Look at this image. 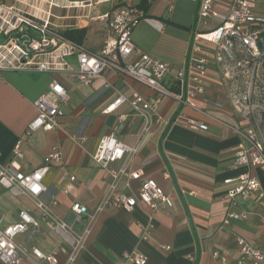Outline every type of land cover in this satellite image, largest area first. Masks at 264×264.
I'll use <instances>...</instances> for the list:
<instances>
[{"label": "crops", "instance_id": "obj_1", "mask_svg": "<svg viewBox=\"0 0 264 264\" xmlns=\"http://www.w3.org/2000/svg\"><path fill=\"white\" fill-rule=\"evenodd\" d=\"M124 0H2L15 11L37 19H49L59 30L89 27L98 22L94 40L83 47L97 54L109 34L108 20L102 16ZM200 0H152L146 15L135 28L133 37L139 49L179 66L189 50L197 30ZM88 36V33H87ZM86 40V39H85ZM131 59L134 56L130 57ZM65 61L76 68L75 54ZM58 81L69 92L70 99L62 104L61 126L55 130H38L27 135L26 128L36 116L35 100ZM214 62H210L208 93L210 103L197 99L202 110L182 106L167 95L161 97L158 112L165 122L142 138V119L129 104L114 112L104 109L117 93L138 92L153 97L157 92L125 73L109 71L104 78H95L84 85L67 72H38L35 70H0V161L8 164L13 148L22 142L24 157L18 159L23 171L41 166L54 148L64 154L62 162H53L44 179L47 196L57 201L52 206L58 216L67 219L72 206L79 202L94 209L109 189L108 172L97 164L92 154L101 138L112 132L119 115H126L117 134L124 142L136 146L134 155L127 154L115 165L142 170L143 177L155 180L166 193L173 195V206L153 212L139 201L140 179L118 183V191L137 200L131 211L116 205L107 206L97 219L86 248L75 264H134L125 259V252L137 250L148 257L146 264H219L220 251L231 264L239 257L238 236L257 245L264 244V218L253 201L243 204L249 211L247 220H231L223 225L227 214L225 179L249 172L264 181L257 167L236 166L235 156L246 128L230 106L226 90ZM109 84L108 87H105ZM181 113V114H180ZM179 116V117H178ZM181 116V117H180ZM179 118V121H178ZM182 119V120H181ZM201 124L191 128L185 120ZM82 137H85L83 140ZM75 176V180H71ZM70 186V192L64 189ZM28 209L40 222L38 228L16 236V241L50 252L59 236L50 229L41 212L26 195H15L0 186V216L5 224L19 220V212ZM8 213L12 214L10 217ZM153 215V218H150ZM152 223L147 239L141 238L139 224ZM168 244L171 249H165ZM190 255L195 257L190 259ZM63 259V257H62ZM24 264H33L25 259ZM46 264V263H43Z\"/></svg>", "mask_w": 264, "mask_h": 264}, {"label": "built area", "instance_id": "obj_2", "mask_svg": "<svg viewBox=\"0 0 264 264\" xmlns=\"http://www.w3.org/2000/svg\"><path fill=\"white\" fill-rule=\"evenodd\" d=\"M140 1L124 0L112 12L102 16L108 20L109 34L97 54L63 39L59 29L48 18L38 19L42 23L37 24V18L0 2V37L7 38L0 40V70L67 72L84 85L91 84L95 78L105 79L109 71L125 73L156 91L157 95L149 98L138 92L126 95L114 87L117 96L104 112L111 113L120 105L129 104L142 119L139 134L142 138L165 122L158 112L163 95L182 106L198 110L202 108L196 102L197 99L210 103L208 80L210 62L213 61L224 82L230 106L246 126L236 151L235 165L254 166L264 173V134L258 124L262 117L259 106L264 104V0H200L197 30L179 66L137 47L133 33L143 17L138 7ZM29 27L34 28V31L28 32ZM71 54L76 55V68L65 61V57ZM131 56L134 58L131 59ZM69 99L68 89L63 84L58 81L51 83L48 91L34 102L37 114L26 128L27 135L41 129H58L63 114L61 106ZM125 116L119 115L118 125L101 138L92 154L93 160L108 172V192L94 209L79 202L72 206L75 221L83 223L82 230L58 216L52 208L57 201L47 196L44 179L53 162L64 160L62 151L54 148L46 156L44 164L25 172L18 161L24 157L22 142L19 141L13 148L11 161L8 164L0 161V186L15 195L28 196L41 212L47 226L60 238V243L50 252L20 244L16 236L31 228H38V218L28 209L19 212V220L15 223L5 224L0 216V264H24L25 259H30L33 264H75L86 248L97 219L107 206L116 205L131 211L137 204L135 198L118 191V183L122 179L127 182L141 180L139 201L153 212L173 206V195L166 193L155 180L143 177L142 170L115 165L127 154L134 155L138 151L136 146L124 142L117 134ZM185 123L191 128L201 126L195 120L187 119ZM71 180H75V176H71ZM225 183L231 186L227 190L228 206L223 225L230 224L231 220H247L250 211L243 204L250 200L261 210L264 218V181L259 176L244 172L225 179ZM64 192L69 193L70 186ZM139 227L142 230L141 238L147 239L152 223H140ZM236 243L239 257L234 264H264V244L257 245L242 236L236 238ZM162 247L171 249L168 244H162ZM213 254L219 257V264H231L220 251L215 250ZM124 257L134 264H146L148 260L145 254L137 250L125 252ZM189 257L195 259L193 255Z\"/></svg>", "mask_w": 264, "mask_h": 264}, {"label": "trees", "instance_id": "obj_3", "mask_svg": "<svg viewBox=\"0 0 264 264\" xmlns=\"http://www.w3.org/2000/svg\"><path fill=\"white\" fill-rule=\"evenodd\" d=\"M151 1L152 0H141L138 4V7L140 11L143 13V16L146 15L147 11L149 10L151 6ZM37 24H41L42 22L40 20H36ZM34 31V28L29 27L28 32ZM59 35L66 40H69L79 46L84 45V41L87 38V33H88V27L83 26V27H72V28H67L65 30H58ZM31 35H33L31 33ZM6 37L1 36L0 40H6ZM262 117L264 118V111L262 112Z\"/></svg>", "mask_w": 264, "mask_h": 264}, {"label": "rangeland", "instance_id": "obj_4", "mask_svg": "<svg viewBox=\"0 0 264 264\" xmlns=\"http://www.w3.org/2000/svg\"><path fill=\"white\" fill-rule=\"evenodd\" d=\"M1 1L2 0H0V2ZM99 25H100V23H98V22H92V25L89 27V30H88V36L85 40V45H88L90 42H92L94 40V35H95L96 29ZM263 111H264V104H261L259 106V112L261 113ZM258 124H259V127L264 134V118L263 117L259 118ZM8 215L10 217L12 214L8 213Z\"/></svg>", "mask_w": 264, "mask_h": 264}, {"label": "water", "instance_id": "obj_5", "mask_svg": "<svg viewBox=\"0 0 264 264\" xmlns=\"http://www.w3.org/2000/svg\"><path fill=\"white\" fill-rule=\"evenodd\" d=\"M75 214L74 212L70 213L69 216L67 217V221L71 224H73V226L78 229V230H82L83 229V223L79 222V221H75ZM200 256H201V248L198 247V253H197V260L195 262V264L199 263L200 260Z\"/></svg>", "mask_w": 264, "mask_h": 264}]
</instances>
